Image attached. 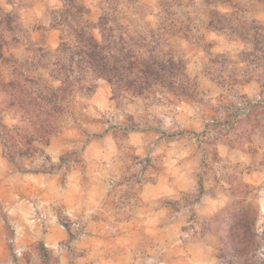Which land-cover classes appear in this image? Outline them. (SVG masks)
Here are the masks:
<instances>
[{
	"label": "clouds",
	"instance_id": "clouds-1",
	"mask_svg": "<svg viewBox=\"0 0 264 264\" xmlns=\"http://www.w3.org/2000/svg\"><path fill=\"white\" fill-rule=\"evenodd\" d=\"M0 264H264V0H0Z\"/></svg>",
	"mask_w": 264,
	"mask_h": 264
}]
</instances>
